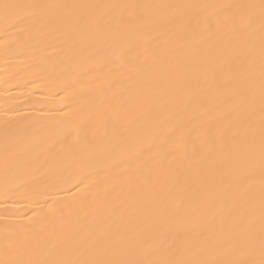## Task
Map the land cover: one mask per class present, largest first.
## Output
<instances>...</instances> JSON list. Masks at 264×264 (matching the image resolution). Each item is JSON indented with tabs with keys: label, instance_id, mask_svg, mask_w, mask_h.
Masks as SVG:
<instances>
[{
	"label": "bare ground",
	"instance_id": "1",
	"mask_svg": "<svg viewBox=\"0 0 264 264\" xmlns=\"http://www.w3.org/2000/svg\"><path fill=\"white\" fill-rule=\"evenodd\" d=\"M8 2L118 7L85 10L104 17L99 26L57 23L69 12L60 9L16 28L0 18V259L10 247L27 259L36 239L51 237L69 252L82 243L97 256L107 250L126 260L228 261L250 247L249 221L258 259L259 9L251 28L233 30L217 6L260 0ZM170 15L171 23H156ZM132 16L147 23L130 29ZM128 48L123 59L137 63L136 74L121 64ZM249 48L256 58L251 106L239 83L244 73L232 68ZM233 146L251 147L256 170L249 196L234 200L221 226L211 216L231 195L224 161Z\"/></svg>",
	"mask_w": 264,
	"mask_h": 264
},
{
	"label": "snow or ice",
	"instance_id": "2",
	"mask_svg": "<svg viewBox=\"0 0 264 264\" xmlns=\"http://www.w3.org/2000/svg\"><path fill=\"white\" fill-rule=\"evenodd\" d=\"M118 7L108 5H87V4H67V5H47V4H21L12 3L8 0H0V18L4 23L11 27L16 28L20 25L31 22L32 24L39 23L47 19L42 15V10L47 9H60L69 10L67 15H56L55 21L60 24H69L72 26L80 25L87 27L88 25L99 26L104 19L103 16L93 15L87 13L85 10ZM127 7V6H126ZM135 7V6H132ZM139 7L146 8L149 6L141 5ZM153 7L163 8H181V7H198V6H172V5H159ZM221 9L217 13V17H223L226 25H231L233 30L236 26L243 25L251 28L255 22V16L252 10L259 9L260 20V51H259V81H260V152H259V169L261 173V208H260V231H259V258H253L255 255V225L253 221H249L243 231L248 235L250 247L247 250L241 251L237 254V258L228 261L217 259H197V258H184V259H165L159 261H134L119 258L115 253H110L107 250L97 256L91 251L86 249L82 243H78L71 248V251L62 249L57 242L49 237L48 239H36L30 246V255L27 259L17 258L16 254L11 251L5 253V258L0 259V264H264V0H260L259 5H222L217 6ZM235 8V13L227 10ZM175 19L174 15L162 16L156 23L165 25L171 23ZM147 20L142 17L132 16L129 17L125 24L130 29L139 28L144 26ZM219 25V19L216 21ZM252 33H248L250 38ZM113 40L120 39L119 34H114L111 37ZM133 49H125L121 53V64L127 68L129 73L136 74L139 68L136 62H126L123 57ZM139 53L133 57V61L138 59ZM143 63V61H140ZM232 68L237 74L244 73V78L239 81L240 86L244 89V100L247 101L249 106L255 103L256 93L254 90L255 74H256V58L253 50L248 49L247 55L244 58V63H235ZM231 82L229 80L223 81L224 86H228ZM85 136L88 135L89 122H82L80 129ZM254 133V129H253ZM225 169L224 176L227 180V188L231 195L226 194V198L220 206L213 210L211 220L216 221L219 225H223L225 221L235 211L234 200H245L249 196L250 180L255 173V153L251 147H246L243 151L233 146V151L225 153ZM84 183L80 179L76 184L79 187ZM185 254L192 256L191 250H185Z\"/></svg>",
	"mask_w": 264,
	"mask_h": 264
}]
</instances>
